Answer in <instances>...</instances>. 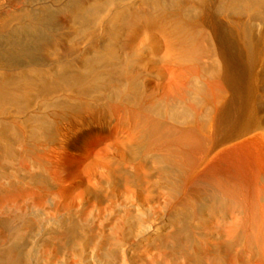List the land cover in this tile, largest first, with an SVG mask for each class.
Listing matches in <instances>:
<instances>
[{"label": "bare ground", "instance_id": "bare-ground-1", "mask_svg": "<svg viewBox=\"0 0 264 264\" xmlns=\"http://www.w3.org/2000/svg\"><path fill=\"white\" fill-rule=\"evenodd\" d=\"M67 8L66 29L0 16V264H51L61 231L79 264H135L95 232L105 203L132 210L141 264H264V0ZM31 218L47 233L22 235Z\"/></svg>", "mask_w": 264, "mask_h": 264}, {"label": "rangeland", "instance_id": "rangeland-1", "mask_svg": "<svg viewBox=\"0 0 264 264\" xmlns=\"http://www.w3.org/2000/svg\"><path fill=\"white\" fill-rule=\"evenodd\" d=\"M75 1H77V0H3L4 5L3 4L0 5V16L1 15H8V14H11L13 11L22 10L25 8V9H27V11L30 12V17L27 20L26 25L34 24L33 23L34 20L41 19V17H42L43 18L42 19L43 20L42 25H49L50 27H52L51 26L52 24L61 25L62 28L64 27L66 29V27L68 25H72V16L69 12V8H67V5L70 3H74ZM28 8H30V10ZM38 10H40V12ZM31 19H33V20L31 21ZM53 20H54V22H53ZM12 25H17V23H13ZM39 25H41V23ZM48 33L51 34L52 33L51 30H47V34ZM60 47L62 49H65L66 43H64V42L61 43ZM42 58H41L42 62L46 61V57H42ZM153 82L155 84H159L160 81L154 80ZM116 118H118V117H116ZM48 174L51 175L50 177L55 179L57 181V183H59V185H61L62 187L67 188L68 185H70L73 182L72 181L73 176H71V180H70L69 177L66 178L64 175L56 174L53 171H49ZM49 197L50 198L52 197L51 200L58 199L56 191H53V193H51V195H49ZM49 197L45 198L46 200L41 199L39 201H32V198H31L30 203L33 206L40 207V209L43 208L42 211H44L46 214H50L49 208H48V203H46L47 199H50ZM68 197H70L69 194H68ZM27 199H29V196ZM21 206H23V203L20 205V207ZM154 206H153L152 210L157 211L158 207H156V206H158V205H154ZM71 207L73 209H75V208L77 209L79 207V199H77V201L74 200V202H72V204H71ZM90 207H88L81 216H78L74 219L75 225H77V227L81 226V228H84V227H87L89 225L88 213L91 212V210H92L91 209L92 207L91 208ZM122 207H123V212L120 214L116 212L117 205H112V204L110 205V203L109 204L105 203V204L97 207V209H96L97 213H99L101 211L104 214H103L102 218L95 220V226H96L95 232L97 234H100V236L102 237L103 240H107V238H108V240H110V241L124 244L125 249L127 251V253H126L127 257L132 258L134 260L135 264H141V261H138L137 259H135L136 256H139V257L144 256V254H140L139 252L145 253V252L149 251V249L147 250L145 247H142V249L136 250V248H135L136 238H134V237L128 238L127 237V223L126 222H127V219L134 216V214H133L132 210H130V208L126 207V205H122ZM136 207L139 208L146 215H147V210H149V208H152L149 205H146L145 203H141L139 205L136 204ZM153 211H152V214H154ZM158 211H160V209H158ZM230 216L233 217L234 214L232 213ZM68 217H69V215L67 216V218ZM68 219H70V218H68ZM103 220H105V221H103ZM101 223H105L108 225L107 230L104 232L101 231ZM19 225H20V223L18 222V224H17V222H16L12 225V228L13 227L18 228ZM40 226H41L40 220L35 219V218H31L30 219V226L29 227L26 226L24 228L22 235L27 236L29 234H32V235L38 236V234L43 235V234L47 233V230L45 232L44 230L41 229ZM211 228H212V231L214 234H217V232L219 230L226 232V234L229 233V231H230L229 227H227L226 229H220L219 225L215 219H213L211 221ZM36 230H37V232H36ZM60 233L61 234H60V238H59L58 243H59V246L61 247V249L63 251V254H58L56 256V259L53 260L54 262L52 261L51 264H59V263L60 264H79V258L76 256V253L74 252V250L71 247L70 248L66 247L67 245H66L65 236L62 233V231ZM228 236L232 237L231 234H229ZM171 246H172V244H171ZM64 248H65V251H64ZM186 250L188 253L192 254L191 253L192 251L189 248V246L186 248ZM46 252L47 251L45 249H42L38 253V256H43V255H45ZM156 252H165V251H153L152 254L153 253H154V255L159 254ZM96 254L99 255L100 252L97 251ZM133 254L135 255V257H133L134 256ZM63 256H65L64 261L62 260ZM202 257H203V260L205 261V263L211 262V255L208 252H206V250L203 247H202ZM32 264H34V263H32ZM116 264H123L120 256L118 257Z\"/></svg>", "mask_w": 264, "mask_h": 264}]
</instances>
